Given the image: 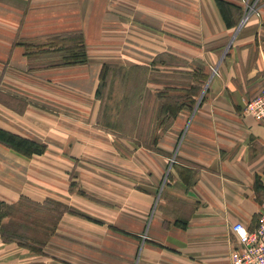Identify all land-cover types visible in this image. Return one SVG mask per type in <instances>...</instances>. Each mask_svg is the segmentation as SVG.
<instances>
[{"label": "crops", "instance_id": "obj_1", "mask_svg": "<svg viewBox=\"0 0 264 264\" xmlns=\"http://www.w3.org/2000/svg\"><path fill=\"white\" fill-rule=\"evenodd\" d=\"M71 32L87 62L47 65L42 51ZM161 56L186 64L151 75L186 83L151 90L202 87L162 154L112 132L129 69ZM263 89L264 0H0V129L40 145L0 142V201L69 207L42 252L0 234V264H231L232 225L255 227L264 204V121L244 113Z\"/></svg>", "mask_w": 264, "mask_h": 264}, {"label": "trees", "instance_id": "obj_2", "mask_svg": "<svg viewBox=\"0 0 264 264\" xmlns=\"http://www.w3.org/2000/svg\"><path fill=\"white\" fill-rule=\"evenodd\" d=\"M43 55L51 56L56 59L47 65L52 66H66V65H76V64H84L87 62V51L86 45L84 42V36L81 32H71V33H62L53 37V42L50 49L43 50ZM159 62L160 64H164V61L160 60L159 57L153 61L152 64L149 65H135L131 67L127 73V81L126 88L123 97L122 107L119 112V119L115 125V129L123 135L128 136H138L136 117L131 119L128 122L130 123L131 130L133 131L129 133L126 130V116L130 112H135L138 114V110L140 108L137 105H133L134 98L140 101L139 96H142L144 91L148 90V83L151 81V68ZM152 65V66H151ZM204 83V82H203ZM169 89V88H168ZM202 87L191 86V88L186 90L185 92L190 93L182 99L179 98L178 106L173 111L168 102H163L160 105V112L167 113L169 112L172 115H176L179 110H181L185 105L186 101L190 103V108H194L197 100L200 96V92ZM150 92V91H149ZM163 97V94H160ZM164 99V98H163ZM134 133V134H133ZM0 142L11 146L15 149H28L34 150L39 148V144L35 141L24 139L19 137L18 135L12 134L8 131L0 129ZM141 145L140 143H138ZM49 204H53L58 207V214L55 222L52 224V228L47 227L46 219L44 216L46 215L41 210L45 209ZM18 212L19 215L14 214ZM37 209V210H36ZM69 210V207L60 202L46 200L43 203L33 202L27 198H23L17 204H9L4 201H0V234L2 239L5 242H18L19 244L32 249L35 252H42L43 246L46 244L48 237L54 230V227L63 212ZM41 212L38 215V221H35L34 214L35 212ZM38 229H47L48 235L40 240L34 236L32 233H36L35 228Z\"/></svg>", "mask_w": 264, "mask_h": 264}, {"label": "rangeland", "instance_id": "obj_3", "mask_svg": "<svg viewBox=\"0 0 264 264\" xmlns=\"http://www.w3.org/2000/svg\"><path fill=\"white\" fill-rule=\"evenodd\" d=\"M132 38H133L132 42L144 43V44L146 42L143 39H140V37L132 36ZM160 60L164 61V64H162L163 66H160V68L162 69L163 67L165 70H166V66L177 67V66H184L186 64V62L183 59H180L175 56H161L159 57V61ZM158 64L160 65L159 62ZM213 73L214 74L216 73V69H213ZM120 75H122L121 69L115 67L110 69L107 79L108 86L105 89V96L109 98L112 96L113 98L116 85H118V79H120L118 78V76ZM186 77H187L186 75L175 74L172 75V78L170 79L166 73H160V72L153 76L151 75V78L157 80L158 82H162V84L164 85L168 83H176V82L180 84L186 83ZM148 90L150 92L144 91L142 93V96L137 97L140 98V101L136 100V97L134 98L135 100L133 101L132 104L133 105L136 104L137 107L140 108V110H138V114L137 113L135 114V112L132 111L129 114H127L125 119L126 121L125 123L127 126L126 130L129 132L132 126H130L131 122L128 121L136 117V122L138 123L137 126L139 127V129H137V132L134 133H137L138 136L123 135L115 129L116 127H114V130H112V132H114V134L117 136L118 139L120 138L122 140L130 141L137 145H139L138 143H140L141 144L140 146L157 151L158 153L162 154L163 152L157 147L158 137L162 135L163 131L170 129L171 125L173 124L174 115L170 114L169 112L161 113L159 110L160 105L166 101L169 103L171 109L175 111V108L178 106L179 98L183 99L186 96V94L189 95L190 93L184 91H173L168 89L167 86H162L159 89V91H157L155 88L151 90L149 87ZM160 94H163L164 96L161 97ZM131 132L133 131H130L129 133ZM57 208L58 207H56L55 205L49 204L48 206L45 207V209L41 210V212H44L46 214L44 218L46 219V225L49 228H52V224L56 220L57 214L59 212ZM15 210H17V208L14 209V214L19 215V213L15 212ZM40 213L38 211L35 212L34 214L35 221H38L37 216L40 215ZM35 231L36 233H32V234H34V236H36V238L40 240H42L45 237V235L47 236L49 234L48 230L44 228L38 229L36 227ZM4 258L6 260L13 262H17L20 260L18 255L12 252H8L4 254ZM19 263H21V261Z\"/></svg>", "mask_w": 264, "mask_h": 264}, {"label": "built area", "instance_id": "obj_4", "mask_svg": "<svg viewBox=\"0 0 264 264\" xmlns=\"http://www.w3.org/2000/svg\"><path fill=\"white\" fill-rule=\"evenodd\" d=\"M244 113L264 121V89L246 104ZM231 230L237 240L231 253V264H264V204L255 227L250 228L238 221Z\"/></svg>", "mask_w": 264, "mask_h": 264}]
</instances>
